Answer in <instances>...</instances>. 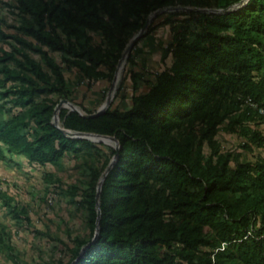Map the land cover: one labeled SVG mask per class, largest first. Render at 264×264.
Returning <instances> with one entry per match:
<instances>
[{
    "label": "trees",
    "instance_id": "obj_1",
    "mask_svg": "<svg viewBox=\"0 0 264 264\" xmlns=\"http://www.w3.org/2000/svg\"><path fill=\"white\" fill-rule=\"evenodd\" d=\"M240 1L15 0L10 6L18 24L13 33L0 24V160L21 156L31 165L59 166L70 152L82 153L80 184L61 192L84 211L88 237L72 238L56 264H264V157L242 160L221 152L215 139L225 131L242 139L244 151L264 147V134L252 127L264 115L245 103L264 109V0L237 7ZM181 7L215 12L156 16L139 40L169 25L172 62L144 81L143 92L140 74L129 71L128 109L111 104L86 118L63 106L54 125L62 99L96 112L68 99L61 64L77 70L78 85L110 81L147 19ZM53 52L61 53L59 61ZM125 62L135 64L131 53ZM62 130L113 137L118 149L110 140ZM45 181L60 179L46 174ZM0 199L17 223L30 222L13 197L0 192ZM8 238L3 225L0 247L11 251Z\"/></svg>",
    "mask_w": 264,
    "mask_h": 264
},
{
    "label": "rangeland",
    "instance_id": "obj_2",
    "mask_svg": "<svg viewBox=\"0 0 264 264\" xmlns=\"http://www.w3.org/2000/svg\"><path fill=\"white\" fill-rule=\"evenodd\" d=\"M14 4L15 0H0V24L8 33L15 32L11 27L18 24V17L10 7ZM165 17L161 16L155 22ZM171 35L169 25L156 27L148 36L137 40L131 51L134 65L124 62L118 70L120 76L117 80H114V73L112 80H98L91 87H88L87 81L78 85L81 80L77 70H69L65 64H61L69 86L68 99L77 103L82 102L91 111H97L105 105L109 90L114 84L109 105L112 104V107L120 105L122 109H128L133 94L132 83L128 78L129 71L133 70L140 74L136 80L138 92L147 90L144 81L170 66L172 62L166 53L172 41ZM99 41L100 37L95 35L93 42ZM2 45L8 47L6 44ZM51 55L55 60H60L61 53L53 52ZM32 56L40 61V56L33 53ZM56 98L53 96V99ZM252 127L264 134V123H254ZM215 139L221 152L240 153L242 160H249L257 155L264 157V147L254 148L252 153L244 151L241 148L243 141L236 134L220 131ZM77 147L76 144L73 148ZM209 151L205 145L204 152ZM81 154L70 152L59 166L31 165L21 156L13 157L10 161L0 160V192L13 197L17 206L24 207L30 220L29 223L26 221L17 223L0 199V229L5 226L9 244L13 248L9 251L0 247V264H12V258L8 255H16L27 264H56L57 259L64 256L65 244L70 243L72 238L76 235L88 237L89 230L85 225L84 211L78 209L76 204L70 201V197L61 192L71 185L80 184L83 178L80 174ZM46 174H53L60 181L55 184L48 183L45 181ZM47 188L49 194L45 196Z\"/></svg>",
    "mask_w": 264,
    "mask_h": 264
},
{
    "label": "water",
    "instance_id": "obj_3",
    "mask_svg": "<svg viewBox=\"0 0 264 264\" xmlns=\"http://www.w3.org/2000/svg\"><path fill=\"white\" fill-rule=\"evenodd\" d=\"M245 2V0H241L238 4H237V7L238 6H241L243 3ZM186 10V11H196V12H215L214 10H208V9H202V8H187V7H181V8H167V9H162V10H158L156 12H154L146 21L145 25L141 28L140 32L132 38V40L130 41V43L128 44V46L126 47V49L124 50L123 54H122V57L120 58L118 64H117V67H116V71H115V75H114V80H117L118 79V70L119 68L121 67V65L125 62L127 56L131 53L135 43L137 42V40L144 34V32L146 31V29L148 28V26L151 24V22L156 18V16L158 15H161L162 13L164 12H167V11H173V10ZM113 85L112 84V87L110 88L109 90V93L107 95V99H106V103L105 105L97 110L96 112L94 113H91V114H88V113H84V112H81L79 111L72 103H70L68 100L66 99H62L59 101V103L57 104V106L55 107L54 109V117H53V122H54V125L56 127H58V112L59 110L67 105L69 106L73 111L77 112L79 115L83 116V117H86V118H93V117H96L98 115H100L101 113H103L109 106V102L111 100V92H112V89H113ZM65 134L67 135H70V136H75V137H83V136H92V137H99L101 139H107V140H110L112 142L115 143L116 145V149H118V143L116 141L115 138L113 137H107V136H101V135H96V134H84V133H79V132H71V131H68V130H62ZM116 156L113 158V160L111 161L108 169L106 170L104 176L108 173L111 165L113 164L114 160H115ZM104 176L103 178L101 179V181L99 182L98 184V188H97V194H96V201H97V207H98V200H99V192H100V186H101V182L102 180L104 179ZM99 221H100V210H99V207H98V220H97V229H96V235L98 234V225H99Z\"/></svg>",
    "mask_w": 264,
    "mask_h": 264
},
{
    "label": "built area",
    "instance_id": "obj_4",
    "mask_svg": "<svg viewBox=\"0 0 264 264\" xmlns=\"http://www.w3.org/2000/svg\"><path fill=\"white\" fill-rule=\"evenodd\" d=\"M245 103H247L248 105H250L251 107H253V108H257L258 109V112L260 113V114H262V115H264V109L263 108H258V106L252 101V100H250V99H247L246 101H245Z\"/></svg>",
    "mask_w": 264,
    "mask_h": 264
},
{
    "label": "bare ground",
    "instance_id": "obj_5",
    "mask_svg": "<svg viewBox=\"0 0 264 264\" xmlns=\"http://www.w3.org/2000/svg\"><path fill=\"white\" fill-rule=\"evenodd\" d=\"M118 76H120V75L118 74Z\"/></svg>",
    "mask_w": 264,
    "mask_h": 264
}]
</instances>
